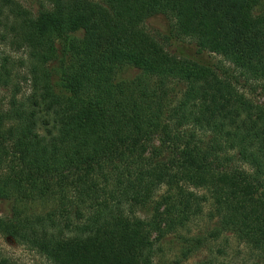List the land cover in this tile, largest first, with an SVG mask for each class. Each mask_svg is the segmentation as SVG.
<instances>
[{
    "label": "trees",
    "instance_id": "16d2710c",
    "mask_svg": "<svg viewBox=\"0 0 264 264\" xmlns=\"http://www.w3.org/2000/svg\"><path fill=\"white\" fill-rule=\"evenodd\" d=\"M0 90L1 236L155 264V235L206 217L184 257L229 236L264 260V0H0Z\"/></svg>",
    "mask_w": 264,
    "mask_h": 264
},
{
    "label": "rangeland",
    "instance_id": "374dc122",
    "mask_svg": "<svg viewBox=\"0 0 264 264\" xmlns=\"http://www.w3.org/2000/svg\"><path fill=\"white\" fill-rule=\"evenodd\" d=\"M26 4H34L35 0H22ZM145 28L151 33H170L171 25L168 19L162 15L150 17L145 22ZM173 48H181L184 51H193L195 45L190 39L183 41L173 40ZM175 43V44H174ZM5 50L9 52L10 48L6 46ZM20 54V53H17ZM202 57L211 63H219L222 57L209 52H203ZM2 91L0 90V96ZM257 100L262 99L263 93L260 90L253 94ZM5 212V202L0 200V213ZM210 227L206 217H200L190 223L189 228L181 231V234H168L163 237L154 236L153 260L155 264H193L209 257H217L227 264H264V260L246 246L238 244L229 236H222L215 241H209L208 244L198 249L189 257H184L182 253L183 238L187 235H206ZM227 237V238H225ZM218 248H225V256L217 253ZM0 256L11 258L17 264H49L44 258L34 252L26 250L17 244L12 238L0 235Z\"/></svg>",
    "mask_w": 264,
    "mask_h": 264
}]
</instances>
